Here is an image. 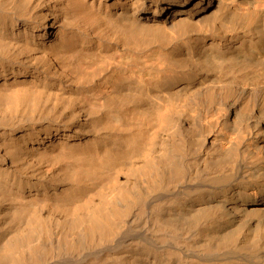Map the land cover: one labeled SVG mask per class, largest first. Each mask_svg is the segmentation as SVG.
Masks as SVG:
<instances>
[{
	"label": "bare ground",
	"instance_id": "bare-ground-1",
	"mask_svg": "<svg viewBox=\"0 0 264 264\" xmlns=\"http://www.w3.org/2000/svg\"><path fill=\"white\" fill-rule=\"evenodd\" d=\"M0 264H264V0H0Z\"/></svg>",
	"mask_w": 264,
	"mask_h": 264
}]
</instances>
